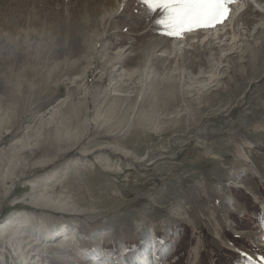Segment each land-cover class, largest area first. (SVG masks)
Returning <instances> with one entry per match:
<instances>
[{
    "label": "rangeland",
    "instance_id": "obj_1",
    "mask_svg": "<svg viewBox=\"0 0 264 264\" xmlns=\"http://www.w3.org/2000/svg\"><path fill=\"white\" fill-rule=\"evenodd\" d=\"M255 1L170 37L142 0H0V264H260Z\"/></svg>",
    "mask_w": 264,
    "mask_h": 264
},
{
    "label": "snow or ice",
    "instance_id": "obj_2",
    "mask_svg": "<svg viewBox=\"0 0 264 264\" xmlns=\"http://www.w3.org/2000/svg\"><path fill=\"white\" fill-rule=\"evenodd\" d=\"M235 0H142V3L161 16L156 23L161 25L170 37H182L187 32L198 29L215 28L225 23L231 14ZM247 264H255L247 256ZM264 264V256L260 258Z\"/></svg>",
    "mask_w": 264,
    "mask_h": 264
},
{
    "label": "bare ground",
    "instance_id": "obj_3",
    "mask_svg": "<svg viewBox=\"0 0 264 264\" xmlns=\"http://www.w3.org/2000/svg\"><path fill=\"white\" fill-rule=\"evenodd\" d=\"M253 1L256 2L255 0H253ZM258 6H259V5H258ZM259 7L262 8V6H259ZM204 31H205L206 33L209 32L208 29H205ZM210 31H211V30H210ZM27 221H28V220H27ZM27 221H26V222H27ZM26 226H30V224H28V225H26ZM5 229H8V228H5ZM7 232H8L7 234L10 233V231H8V230H7ZM1 233H2V234H5L3 231H1ZM5 236H6V235H5ZM5 236H4V237H5ZM196 252H197V249H196ZM159 261H160V260H159ZM153 264H156V262L153 263Z\"/></svg>",
    "mask_w": 264,
    "mask_h": 264
}]
</instances>
